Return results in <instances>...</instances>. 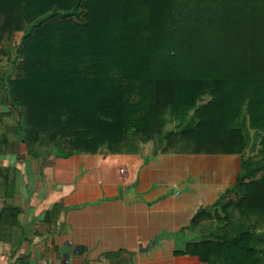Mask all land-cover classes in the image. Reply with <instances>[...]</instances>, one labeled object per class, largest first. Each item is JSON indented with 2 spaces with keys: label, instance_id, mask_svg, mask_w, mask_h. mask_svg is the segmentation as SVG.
Segmentation results:
<instances>
[{
  "label": "trees",
  "instance_id": "trees-1",
  "mask_svg": "<svg viewBox=\"0 0 264 264\" xmlns=\"http://www.w3.org/2000/svg\"><path fill=\"white\" fill-rule=\"evenodd\" d=\"M2 56L30 154L238 156L174 253L264 264V0H0Z\"/></svg>",
  "mask_w": 264,
  "mask_h": 264
},
{
  "label": "crops",
  "instance_id": "crops-1",
  "mask_svg": "<svg viewBox=\"0 0 264 264\" xmlns=\"http://www.w3.org/2000/svg\"><path fill=\"white\" fill-rule=\"evenodd\" d=\"M147 150L30 154L15 115H0V264H205L175 254L176 238L240 158Z\"/></svg>",
  "mask_w": 264,
  "mask_h": 264
},
{
  "label": "rangeland",
  "instance_id": "rangeland-1",
  "mask_svg": "<svg viewBox=\"0 0 264 264\" xmlns=\"http://www.w3.org/2000/svg\"><path fill=\"white\" fill-rule=\"evenodd\" d=\"M17 38H18V36H17ZM6 58L5 57H1V59H0V66H5L6 65ZM171 125L170 124H168V126L167 127H170ZM145 149L147 150H152V144L151 143H148V144H146L145 146ZM147 150V151H148ZM240 167V166H239ZM223 171H225V172H227V169L226 170H223ZM213 172V175L215 176V173H216V171H212ZM200 173H202V172H200ZM191 235H185V234H178L177 235V238H176V247L177 248H183V243L185 242V241H187V240H189L191 237H190ZM181 243V244H180ZM148 256H150L151 254L149 253V254H147Z\"/></svg>",
  "mask_w": 264,
  "mask_h": 264
}]
</instances>
